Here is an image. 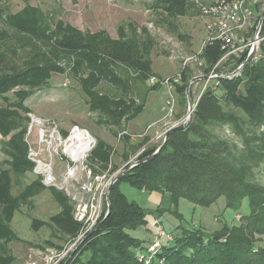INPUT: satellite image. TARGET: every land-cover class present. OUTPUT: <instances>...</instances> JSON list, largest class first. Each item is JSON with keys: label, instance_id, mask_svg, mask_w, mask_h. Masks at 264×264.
<instances>
[{"label": "trees", "instance_id": "trees-1", "mask_svg": "<svg viewBox=\"0 0 264 264\" xmlns=\"http://www.w3.org/2000/svg\"><path fill=\"white\" fill-rule=\"evenodd\" d=\"M149 6L158 14V24L176 29L175 19L195 7L192 0H153ZM55 14L29 2L12 12L7 0H0V134L6 155L0 163V264H20L11 248L21 241L12 221L46 188L36 177L19 193L13 192L14 177H25L35 166L28 156L26 136L33 112L26 101L50 86L55 75L68 74L79 82L97 122L116 134L143 112L148 93L160 85L148 86L154 75L155 44L148 28L127 21L112 37L106 30H82ZM222 54L219 43L207 46L202 73H209ZM193 77L189 66L182 67L181 79L174 83L176 91L186 94ZM103 83L111 90L103 92ZM210 90L201 95L187 128L171 132L152 159L148 157L156 150L144 151L139 163L112 185L110 213L75 250L69 264H76L84 253L90 254L86 264H140L138 252L144 242L130 231L147 225L150 212L120 191L123 181L139 190L168 194L173 208H178L181 198L210 206L224 197L226 206L235 210L249 201L250 211L240 223L220 231L179 226L183 231L163 243L157 254L165 259L163 264H264V184L257 180L264 164V42L258 60ZM216 128L228 129L232 135ZM113 151L97 138L88 156L91 168L106 169ZM49 189L60 210L49 220L33 219L32 228L54 227L66 243L78 236L82 225L74 219L73 204L64 192ZM38 245L41 250L63 247L50 240L45 241L47 246ZM158 261L154 258L152 264Z\"/></svg>", "mask_w": 264, "mask_h": 264}, {"label": "rangeland", "instance_id": "rangeland-1", "mask_svg": "<svg viewBox=\"0 0 264 264\" xmlns=\"http://www.w3.org/2000/svg\"><path fill=\"white\" fill-rule=\"evenodd\" d=\"M209 1L211 0H192L195 7H189L187 14L175 19L176 29L170 28L168 24L160 25L156 22L158 14L149 6L153 0H7L12 12L20 10L29 2L33 5H41L46 11L56 13L57 17H63L83 28H92L97 31L106 27L115 37L120 24L132 21L139 28H148L155 39L151 53L154 75L149 79L148 86L157 83L160 85L148 93L143 112L130 120L123 131L118 130L115 134L110 130L111 127L100 125L97 122L98 115L89 111L86 104L87 97L79 82L68 74L55 75L50 86L38 89L26 101L32 109L34 119L37 117L38 120L47 123L46 134L51 133L50 137L56 136V140L52 143L49 137L41 143L40 125L31 118L29 128L32 124L34 128L30 135L27 134V139L32 149L40 150L43 159H50V155L53 154V169L59 176V184L54 187L61 189L67 173L68 156L65 146L59 143L71 134L74 126L78 125L87 129L95 139H101L111 145L114 150L111 154L112 160L102 172L109 171L113 174L131 159L138 160L144 151L157 150L163 143L167 130L186 120L189 113V99L196 104L203 89L204 79L192 84L189 95L187 90L184 95L178 93L175 85L170 90L164 80L176 78L181 73L184 58L196 53L205 40L207 36L205 18L199 11L198 5L196 6V2ZM263 5L264 0H260L258 21ZM188 66L193 70L194 77L204 74L202 73L203 67L194 63ZM153 77H156L154 83L151 81ZM67 78L69 82L65 85ZM100 89L106 92L111 90V86L103 83ZM63 130L68 132L67 137L63 134ZM216 130L221 134L232 135L228 129L221 131L220 128H216ZM139 144H142L141 148ZM85 162L90 166L88 157ZM130 164L132 162H129ZM260 169L257 180L264 184V164ZM36 177L33 171L27 172L25 177H14L13 192L19 193L27 184L36 180ZM44 186L46 188L34 196L30 204L23 205L16 212L12 221V227L21 241L12 243L11 248L20 264H25L31 259L41 261L39 254L43 250L38 247V244L44 246L47 240L58 245L65 243L54 227L43 226L38 231L32 228L33 219L49 220L60 210L58 202L49 189L52 185L44 184ZM119 188L129 200L149 209V212L156 217L151 226L152 238L147 242L143 241V250H146L148 244L155 239L162 244V249L163 243L169 242L175 237L174 234H180L183 231L178 228L179 226L202 229L207 233H212L226 226L239 224L241 217L250 211L248 199L244 200L239 210L227 207L224 197L210 206L197 205L181 198L178 208L176 206L173 208L168 194L139 190L126 181L121 182ZM64 194L70 199L65 192ZM71 203L73 204L72 201ZM140 229L130 231V233L139 236ZM74 252L63 261L64 264L71 263ZM89 256V253H84L76 264H86L85 261ZM157 258L165 262L163 256H157ZM138 262L143 264L140 260Z\"/></svg>", "mask_w": 264, "mask_h": 264}, {"label": "built area", "instance_id": "built-area-1", "mask_svg": "<svg viewBox=\"0 0 264 264\" xmlns=\"http://www.w3.org/2000/svg\"><path fill=\"white\" fill-rule=\"evenodd\" d=\"M198 7L205 18L207 36L196 53L184 58L182 67H186L191 63L199 67L205 66L206 61L203 57L204 50L207 46L214 43L220 44L223 54L209 73L202 74L208 75V78L204 79L202 92L195 102L196 104H194V107H196L201 95L205 91L218 89L222 79L233 78L241 74L242 70L237 72V69L241 67L243 62L254 51L255 54L251 61L258 60L260 57L261 44L264 42V32L262 31L264 21L262 25H260V18L258 21L260 0H211L206 3L198 2ZM238 59H243V61L239 62L237 61ZM180 79L181 73H179L176 78H173V80L171 78H166L164 83L167 84L171 90L174 83L179 82ZM151 81L154 83L156 77H153ZM68 82L69 79L67 78L65 85H67ZM29 115L33 121L40 125V133L42 134L40 135L41 143L45 142L46 137L51 139V143L56 140V136L50 137L46 134L45 127L47 123L45 121L38 120L37 117L34 119L32 113ZM36 118L38 121H36ZM33 126V124L30 126L27 132L28 135L32 133ZM79 130H85L89 133L87 129L81 128L78 125L74 126L72 132ZM90 136L93 138L92 146L84 157L79 158L75 154L69 155L64 152L68 156L69 163L67 160V173L60 189L64 191L73 202V216L77 222L81 223V230L76 238L66 242L63 247H48L43 250L39 254L41 261L31 259L27 261L26 264H61L73 251L77 250V248H79V246L96 230L99 223L108 215L110 205L109 190L118 174L129 165V162H132V164H130L132 166L137 164L138 160L135 158L122 165L116 173L110 174L109 171L95 172L85 162L89 153H91L97 144V139L91 134ZM67 138L65 140H67ZM65 140H60V143ZM60 143L59 145H61ZM28 144V156L35 164L33 172L37 177L42 179V182L46 186H58L59 176L55 174L53 169V154L50 155V159H43L40 150L36 151L32 149L29 142ZM161 247L162 244L158 240H153L148 244L145 251L142 250L138 252L139 260L143 262V264H152V260L156 258V260H159L158 264H163V261L157 258V254L161 250Z\"/></svg>", "mask_w": 264, "mask_h": 264}, {"label": "water", "instance_id": "water-1", "mask_svg": "<svg viewBox=\"0 0 264 264\" xmlns=\"http://www.w3.org/2000/svg\"><path fill=\"white\" fill-rule=\"evenodd\" d=\"M263 21H264V6H263V10H262L261 17H260V25H262ZM254 54H255V51L243 62V64L241 65V67L239 69H237V72H240L246 65H248L251 62ZM206 78H208V75H200V76H196L193 79H191V81L189 82L188 87H187V94L189 95L190 88H191V86H192V84L194 82L199 81V80H203V79H206ZM208 94H211V91H209ZM194 108H195L194 107V104L189 99V113H188V116H187L186 120L182 124H179V125H176V126H173V127L169 128L167 130V132H166V136H165L164 141L167 140V138L169 137V135H170L171 132H173L175 130H182V129L187 128V126H188V124H189V122L191 120V117H192ZM163 144L150 157H148V159H152L153 157H155V155L158 154V152L160 151V149L163 146ZM138 163H139V161H137V164ZM132 167L133 166L130 165L129 167L125 168L121 173H119L118 176L116 177V179L114 180V182L112 183V185L120 178V176H122L126 171H128ZM112 185H111V187H112ZM111 187H110V190H111ZM110 190H109V194H110ZM110 211H111V206L109 205V212H108V214L110 213ZM105 218L99 223V225L97 226V228L103 223V221L105 220Z\"/></svg>", "mask_w": 264, "mask_h": 264}, {"label": "bare ground", "instance_id": "bare-ground-1", "mask_svg": "<svg viewBox=\"0 0 264 264\" xmlns=\"http://www.w3.org/2000/svg\"><path fill=\"white\" fill-rule=\"evenodd\" d=\"M92 142L93 138L88 132H86L85 130H79L76 132H72V134L67 138V140L61 142L60 144H63L65 146L67 154H75L79 158H82L91 149Z\"/></svg>", "mask_w": 264, "mask_h": 264}, {"label": "crops", "instance_id": "crops-1", "mask_svg": "<svg viewBox=\"0 0 264 264\" xmlns=\"http://www.w3.org/2000/svg\"><path fill=\"white\" fill-rule=\"evenodd\" d=\"M71 22V21H70ZM73 25L77 26L78 28L82 29V30H91V31H95L93 30L92 28H83L73 22H71ZM100 30H106L108 31V33L112 36V37H115L113 33H111L109 31V29H107L106 27H102L100 28ZM98 31V30H97ZM126 128H127V125H126ZM129 133V132H128ZM1 136V134H0ZM1 139H2V136L0 138V163L2 160H4L6 158V155L3 153L2 149H1ZM152 208V207H150ZM147 209V208H145ZM149 210V209H148ZM150 211V210H149ZM155 216L153 215V213H149L148 216H147V221H148V224L146 226H143L141 227V229L139 230V236L138 235H135L133 234L135 237L143 240L144 242H147L149 240H151L152 238V229H151V226H152V222L155 220ZM154 223V222H153Z\"/></svg>", "mask_w": 264, "mask_h": 264}]
</instances>
